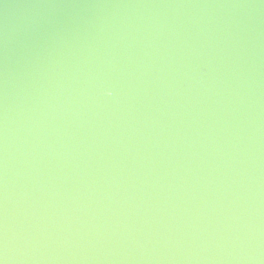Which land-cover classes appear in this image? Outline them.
<instances>
[{
  "label": "clouds",
  "instance_id": "9594fccd",
  "mask_svg": "<svg viewBox=\"0 0 264 264\" xmlns=\"http://www.w3.org/2000/svg\"><path fill=\"white\" fill-rule=\"evenodd\" d=\"M34 7L5 31L0 264H264V0Z\"/></svg>",
  "mask_w": 264,
  "mask_h": 264
},
{
  "label": "water",
  "instance_id": "95a60500",
  "mask_svg": "<svg viewBox=\"0 0 264 264\" xmlns=\"http://www.w3.org/2000/svg\"><path fill=\"white\" fill-rule=\"evenodd\" d=\"M155 3L170 2V0H0V99L3 91V75L5 68V31L12 24H20L28 14L38 11L37 5H91L115 3ZM67 12H80V9H64Z\"/></svg>",
  "mask_w": 264,
  "mask_h": 264
}]
</instances>
